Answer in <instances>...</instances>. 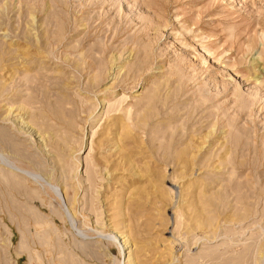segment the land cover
<instances>
[{"label":"rangeland","instance_id":"1","mask_svg":"<svg viewBox=\"0 0 264 264\" xmlns=\"http://www.w3.org/2000/svg\"><path fill=\"white\" fill-rule=\"evenodd\" d=\"M131 263L264 264V0H0V264Z\"/></svg>","mask_w":264,"mask_h":264},{"label":"bare ground","instance_id":"2","mask_svg":"<svg viewBox=\"0 0 264 264\" xmlns=\"http://www.w3.org/2000/svg\"><path fill=\"white\" fill-rule=\"evenodd\" d=\"M16 37H17V36H16ZM13 42H14V41H13ZM17 42H18V41H15V43H17ZM19 42H20V41H19ZM255 77H256V76H255ZM69 101H70V100H69ZM59 110H60V109H59ZM122 238H123V237H122ZM122 238H121V239H122ZM125 238H126V237H125ZM125 242H126V241H124V244H126ZM249 250H252V249L250 248ZM250 252H251V251H250ZM250 252L248 251V253H250ZM227 253H229V252H227ZM128 254H129V255H128ZM128 254H127V255H128V256H127V257H128V260H126V261H127V262H132L131 257H130L131 254H130L129 252H128ZM229 254H231V252H230ZM240 258H241V257H240ZM137 259H138V258H137ZM230 260H231V262H232L233 258L230 259ZM237 260H239V258H238V259L236 258L235 263L237 262ZM134 261H135V260H134ZM136 261H137V260H136ZM228 261H229V260H228ZM229 262H230V261H229ZM241 262H244V261L242 260ZM136 263H138V261H137ZM227 263H228V262H227ZM233 263H234V261H233ZM131 264H132V263H131ZM239 264H240V263H239Z\"/></svg>","mask_w":264,"mask_h":264}]
</instances>
